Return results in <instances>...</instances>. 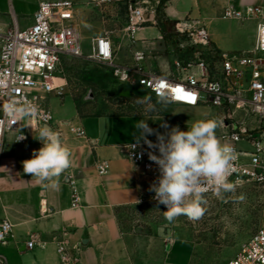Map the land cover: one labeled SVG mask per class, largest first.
<instances>
[{
	"label": "crops",
	"instance_id": "0c3cea01",
	"mask_svg": "<svg viewBox=\"0 0 264 264\" xmlns=\"http://www.w3.org/2000/svg\"><path fill=\"white\" fill-rule=\"evenodd\" d=\"M39 1L42 0H0V39L13 22L21 29L31 26ZM70 1L74 4L72 24L79 33L80 42L82 39L89 51L93 40L105 33L114 44L115 63L128 65L132 52L142 50L147 55V70L170 74L173 54L155 21L129 34L125 30L128 23L126 0L105 4L95 0ZM138 1H147V8L156 11L159 0ZM249 5L264 9V0H168L162 11L164 17L175 24L202 23L211 46L233 54L252 49L257 20L225 18L224 10L228 6L245 9ZM121 6L126 11L123 19L117 12ZM103 8L114 13L116 22L120 23L118 29L100 30L92 22L91 16L101 13ZM246 22L253 23L247 32L242 30ZM112 25L113 28L114 23ZM87 54L89 52L84 56ZM121 88L129 92L122 94L127 99L137 95L133 89ZM153 101L160 106L157 109L160 113L85 114L71 96H65L61 101L53 94L46 95L45 106L52 115L50 127L60 132L71 153V166L58 178L57 188L42 185L23 170L22 162L32 158L33 150L43 146L35 139L39 127L23 121L21 127L27 138L22 143L15 141L12 132L4 136L0 154V220H9L12 230L7 241L0 243V264H61L58 253L61 242L68 254L77 259L70 264H130L126 256L127 243L118 225V212L122 207L142 203L140 198L149 195L151 185L121 151L122 145L136 143L134 124L143 119L150 128L165 133L173 126L187 131L196 121L212 119L217 121L215 132L220 140L231 122L236 126L256 125L253 117L237 110L229 117L228 112L233 109L227 107L205 104L190 107ZM164 123L168 129L161 126ZM74 128L82 129L83 136H76ZM147 139L157 141L155 134ZM245 144L238 148L251 149ZM98 160L108 163V170L103 175L97 171L95 163ZM30 239L33 246L27 248L25 244ZM168 251L162 264H184L169 260Z\"/></svg>",
	"mask_w": 264,
	"mask_h": 264
},
{
	"label": "built area",
	"instance_id": "2783aa9c",
	"mask_svg": "<svg viewBox=\"0 0 264 264\" xmlns=\"http://www.w3.org/2000/svg\"><path fill=\"white\" fill-rule=\"evenodd\" d=\"M111 3L121 0H95ZM234 1V0H232ZM128 23L125 30L132 34L136 28L155 21L156 11L147 8L148 2L126 0ZM225 18L244 20L254 18L255 39L252 49L226 54L211 46L205 26L200 22L175 24L176 35L170 61V74L163 75L145 68L147 55L142 50L132 52L128 65L115 63V48L109 35L96 37L87 57L109 69L111 78L127 89H140L155 101L166 97L165 103L194 107L205 104L213 107L233 109L247 117H253L256 125L236 126L230 123L229 130L221 134L222 143L231 144L236 152L234 172L229 177L236 185L242 182L264 181V9L249 5L245 9L228 6ZM74 4L70 0H42L37 4L31 26L21 29L15 22L0 39V154L4 136L12 132L15 141L22 134V122L28 121L36 127L51 125L52 115L45 106V96L59 94L61 88L55 84L61 61L65 57H83L80 36L72 24ZM191 94V95H188ZM55 96V95H54ZM9 98L28 102L36 109L19 122L10 118L3 110ZM20 129V131H19ZM82 137L80 128L72 129ZM244 141L251 149H240L237 143ZM153 143H156L154 141ZM131 145L134 147L131 148ZM126 158L136 166L153 184L159 176L158 166L148 158L149 152L159 155L157 149L145 143H129L121 146ZM103 175L108 170L105 160L95 163ZM155 193L140 198V202L153 199ZM205 195H216L210 188ZM12 224L0 220V243H5L11 234ZM33 246V240L26 242ZM61 264L76 262L63 242L58 245ZM224 264H264V224L243 243L235 255Z\"/></svg>",
	"mask_w": 264,
	"mask_h": 264
},
{
	"label": "rangeland",
	"instance_id": "374dc122",
	"mask_svg": "<svg viewBox=\"0 0 264 264\" xmlns=\"http://www.w3.org/2000/svg\"><path fill=\"white\" fill-rule=\"evenodd\" d=\"M117 12L122 19L126 18L122 6ZM91 17L100 30L120 27L109 8ZM252 26V22H246L242 30L247 32ZM172 35L176 37L174 30ZM81 45L85 54L90 52L82 39ZM56 78L55 84L63 86L57 89L59 94L53 95L61 101L71 96L85 114H148L160 108L137 88L133 89L137 95L130 99L123 97L124 90L111 78L109 69L87 56L63 58ZM149 104L155 106L154 111L145 110ZM244 145L237 143L238 147ZM205 200L204 213L198 220L181 215L173 223L165 220L163 211L167 209L157 201L120 208L118 225L127 243V261L130 264H162L166 244L174 243L168 251L171 261L224 264L264 224V181L242 182L223 198L205 195Z\"/></svg>",
	"mask_w": 264,
	"mask_h": 264
},
{
	"label": "clouds",
	"instance_id": "9594fccd",
	"mask_svg": "<svg viewBox=\"0 0 264 264\" xmlns=\"http://www.w3.org/2000/svg\"><path fill=\"white\" fill-rule=\"evenodd\" d=\"M166 100V97H161L159 102ZM3 110L16 122L34 115L36 111L30 103L12 98ZM145 110L154 111L155 106L149 104ZM161 126L168 129L166 123ZM217 127L216 120H199L192 123L187 131L173 126L160 133L150 128L143 119L134 124L133 138L136 143L143 140L149 148L159 152V155L148 153L149 160L159 170V176L149 190L155 193L153 199L166 207L163 215L167 222L173 223L181 215L198 220L204 213L205 193L210 188L220 198L235 191L236 183L231 182L229 177L235 170L237 155L231 144L222 143L217 137ZM153 134L157 137L156 143L147 139ZM23 139L25 137L20 134L16 141ZM35 139L43 146L33 150L32 158L22 162L24 173L46 187L57 188L58 178L71 166L70 149L63 143L60 132L47 124L36 130Z\"/></svg>",
	"mask_w": 264,
	"mask_h": 264
},
{
	"label": "trees",
	"instance_id": "16d2710c",
	"mask_svg": "<svg viewBox=\"0 0 264 264\" xmlns=\"http://www.w3.org/2000/svg\"><path fill=\"white\" fill-rule=\"evenodd\" d=\"M168 0H159L156 8L155 14V25L160 29L164 39L169 42L168 45H172L175 42L176 37H173V27L175 22L169 19H166L163 14V6ZM175 34V33H174ZM156 113H160L159 110L155 111ZM154 113V112H153Z\"/></svg>",
	"mask_w": 264,
	"mask_h": 264
},
{
	"label": "water",
	"instance_id": "95a60500",
	"mask_svg": "<svg viewBox=\"0 0 264 264\" xmlns=\"http://www.w3.org/2000/svg\"><path fill=\"white\" fill-rule=\"evenodd\" d=\"M168 47L170 48V49H172V45L170 44V45H168ZM129 92L128 91H125L124 93H122V94H128ZM169 247H170V244L169 243H167L166 244V251H168V249H169Z\"/></svg>",
	"mask_w": 264,
	"mask_h": 264
},
{
	"label": "bare ground",
	"instance_id": "6f19581e",
	"mask_svg": "<svg viewBox=\"0 0 264 264\" xmlns=\"http://www.w3.org/2000/svg\"><path fill=\"white\" fill-rule=\"evenodd\" d=\"M55 82V81H54ZM59 87H61V86H59Z\"/></svg>",
	"mask_w": 264,
	"mask_h": 264
},
{
	"label": "snow or ice",
	"instance_id": "6c2138e0",
	"mask_svg": "<svg viewBox=\"0 0 264 264\" xmlns=\"http://www.w3.org/2000/svg\"><path fill=\"white\" fill-rule=\"evenodd\" d=\"M188 95H191V94H188Z\"/></svg>",
	"mask_w": 264,
	"mask_h": 264
}]
</instances>
